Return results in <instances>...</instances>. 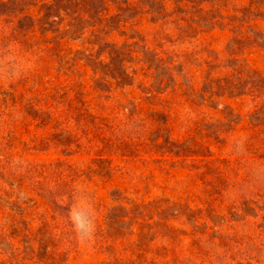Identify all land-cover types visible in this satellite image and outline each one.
<instances>
[{
	"label": "rangeland",
	"instance_id": "obj_1",
	"mask_svg": "<svg viewBox=\"0 0 264 264\" xmlns=\"http://www.w3.org/2000/svg\"><path fill=\"white\" fill-rule=\"evenodd\" d=\"M81 1L0 0V264H264V0Z\"/></svg>",
	"mask_w": 264,
	"mask_h": 264
},
{
	"label": "trees",
	"instance_id": "obj_2",
	"mask_svg": "<svg viewBox=\"0 0 264 264\" xmlns=\"http://www.w3.org/2000/svg\"><path fill=\"white\" fill-rule=\"evenodd\" d=\"M64 0H58V2H63ZM70 1V0H69ZM75 1H78L79 3H80V6L82 7V8H88V9H91L92 7H93V4L94 3H88V2H85V3H83V1H81V0H75ZM31 7H29V9H30ZM29 9H28V7H26L25 9H24V14H25V17H29ZM82 13V14H81ZM81 13H79L80 14V17L81 18H83V19H85V17H84V15L85 14H87L88 13V11H83V12H81Z\"/></svg>",
	"mask_w": 264,
	"mask_h": 264
}]
</instances>
